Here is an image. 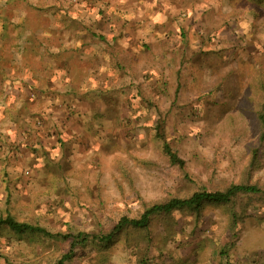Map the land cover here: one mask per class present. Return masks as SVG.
I'll list each match as a JSON object with an SVG mask.
<instances>
[{"label":"rangeland","instance_id":"rangeland-1","mask_svg":"<svg viewBox=\"0 0 264 264\" xmlns=\"http://www.w3.org/2000/svg\"><path fill=\"white\" fill-rule=\"evenodd\" d=\"M53 2L0 0V29L6 34L0 36V43L10 41L3 47L5 63L11 61L13 51L18 50L19 33L30 28L34 36L27 43L24 61L32 67L36 65L32 50H42L40 43L47 32L52 31L50 26L55 19L46 18L44 10ZM64 2L67 0H63V5ZM34 5L36 7H32ZM180 5V23L185 36H172L167 45L172 47L170 49L163 43H151V51L133 59V63L126 62L127 67L124 64L125 72L118 73V77L124 79L120 83L116 82L118 77L112 70L114 75L109 86H115L113 93L123 84L130 93L127 100L125 94L120 95L119 108L112 97L97 98L99 104H111L112 113L116 111L112 115L116 128H112L107 143L97 141L96 147L91 145L89 160L88 156L76 160L44 158L43 167L37 169L28 162L2 159L7 153L0 142V217L11 213L19 221L40 225L52 233H66L71 229L88 235L108 233L123 215L140 216L154 203L175 196L188 198L196 191L224 190L233 183L243 182L257 183L264 189L261 130L253 112L256 107L254 92L248 91L257 62L247 55L254 54L258 37L250 4L247 0H232L230 4L227 0H180ZM84 6L91 12L96 8L89 2ZM97 10L94 13H98ZM101 27L107 32L105 24ZM165 50L168 53H163ZM9 65L13 76L19 68L12 62ZM78 66L76 62V71ZM78 74L76 86L84 82V75ZM25 75L29 79L26 86L18 81L8 82L5 106L27 94L34 100V112L44 114L31 117L24 112L32 125L34 122L36 130L50 127L60 119L64 122L69 119V123L75 121L64 112L67 108L62 101L64 94L57 90H64L61 83L49 81L48 89L39 76H33V71L28 70ZM86 87L87 84H83L80 88L85 90ZM99 88L107 93L108 86ZM132 95L138 99L129 100ZM83 103V109L89 110L87 102ZM1 110L4 112V107ZM160 111L161 131L185 160L184 170L171 163L164 149L163 137L156 126ZM1 122L7 126L6 118ZM1 132L6 133L3 128ZM9 134L6 140L21 136L15 131ZM257 147H260L262 166L248 172ZM111 148L113 151L109 153ZM97 149L98 153H94ZM6 151H11L8 154L14 158V151ZM88 151L83 148L82 154ZM95 156L102 158L100 164L93 161ZM249 200L247 195L236 198L237 222L232 219L231 205H205L198 220L201 227L197 239L191 237V230L196 228V208L192 213L177 210L169 221L155 222L152 240L158 254L161 253L159 261L169 254L177 258L166 264H193L192 259L178 260L188 253L189 256L198 254L197 264H211L213 260L219 262L217 256L224 248L231 257L226 259L228 264H264V197L256 195L251 202ZM244 206L247 207L245 213ZM232 222L235 226H231ZM160 223L168 231L178 227L180 233L176 237L171 233L162 235ZM148 237L144 230L129 228L127 242L130 246L144 247L150 245ZM121 245H113L109 251L91 246L78 249L76 255L65 262L106 264L105 260H110L111 264H121L122 259L131 256L122 264H135L134 255ZM70 249L69 239L16 234L6 225L0 228V264H57Z\"/></svg>","mask_w":264,"mask_h":264},{"label":"trees","instance_id":"trees-1","mask_svg":"<svg viewBox=\"0 0 264 264\" xmlns=\"http://www.w3.org/2000/svg\"><path fill=\"white\" fill-rule=\"evenodd\" d=\"M54 2L49 5L48 8H45L44 12L45 17L48 18L51 16V19L54 20V24L50 27L52 30L51 32H47L45 40H42L40 43V48L42 50H32V54L35 58V66L32 67L29 63L24 61V53L27 50V43L31 42V37L34 36L32 30L30 28H26L25 30L19 33V45L17 44L16 47L18 50L13 51V58L8 63L3 61V56L5 55L4 52V45L6 43H10L8 40H4L3 43H0V120L2 121L6 118L11 124H27L30 126V121L24 117V111L34 109L33 103L34 100H31L29 96L25 98H16L13 100L12 104L9 106H5L4 104L8 100V82L15 83L18 81L20 85H28L29 79L25 75L28 70L31 72L33 71V76H39L41 82H45L46 87L49 89V80L48 78L54 74V72L58 73L61 70L65 71L66 74H72V70L76 71V62L81 57L83 47H79L77 44L79 40L90 38L92 40H97L95 43L92 41L90 44L86 41V45L84 47H90L88 50H92L93 47H96L97 52L96 56L100 57L107 53L108 58H110V53L108 51H103L104 47L102 44H110L111 42L109 39L99 31V24H101L102 19L98 17L96 14H91L90 12H85L84 8L81 6L82 0H67L64 2L63 0H53ZM60 2V4L57 3ZM232 0H227V3L230 4ZM250 4V13L254 17V27L258 30V37L256 38V47L254 54H251L252 60L257 62L256 65V73L254 74V79L250 83V87H248V91L254 92V97L256 101V107L253 110L255 113L256 119L260 125L261 130V137L260 147L264 150V0H247ZM61 5V6H60ZM68 5V6H67ZM36 7V5L32 6ZM58 7V8H57ZM79 11H82L78 13ZM103 9L100 8L101 14H103ZM258 19V20H257ZM27 21V19H26ZM16 26V24H15ZM21 26V22L19 23V27ZM4 28L7 29V24L4 23ZM9 28V27H8ZM37 37L39 36L38 33H35ZM185 36L184 33H182ZM0 36H6L5 33L2 32L0 29ZM75 39V40H74ZM12 49H15L11 44ZM244 49L246 47H243ZM105 52V53H104ZM68 54V55H67ZM123 54V53H122ZM83 55V53H82ZM12 62L16 64L19 68L18 71L12 76L10 74V70L12 67L9 65ZM73 67H72V66ZM15 68V67H14ZM70 78V77H69ZM47 80V81H46ZM65 83L69 88L68 99L72 101V105L76 108L80 107V102L88 99L91 102H97L95 99L97 96H100L99 92L92 90L88 96H84L82 98V94H80V86H76L75 83L72 82L71 78L69 81ZM124 85V84H123ZM115 88L114 93L116 95V99H114V103L117 104V107H121V99L120 95H126L124 97L127 100V88L124 86ZM78 87V88H76ZM109 88L108 90H111ZM118 90V91H117ZM127 91V92H126ZM130 93V92H129ZM113 96L114 94L108 93L104 95V99L109 98V96ZM249 94H247L248 96ZM138 99L136 95L130 96L129 100ZM33 102V103H32ZM7 104V103H6ZM4 107V112L1 110ZM98 113V112H97ZM95 114L93 120L95 122L101 121V119L106 118L103 114ZM24 117V119H23ZM162 112L160 111L158 114V122H157V130L158 133L163 137L164 140V149L169 156V159L172 164L180 166L183 170L186 168V162L182 159L176 149L173 148L171 143L166 139L164 136L163 131H161V121H162ZM1 121H0V132H1ZM3 133H0V142L3 141L4 143L7 140L3 139ZM257 147L254 149L253 159L248 168V172L257 169L258 167L262 166V162L260 161L261 156L258 153ZM258 165V166H257ZM264 189L259 186L257 183H250V182H243V183H233L228 188L224 190H217V191H196L190 197L181 198V197H172L166 199L164 201L156 202L150 207L146 208V210L140 216H129L123 215L112 227V229L108 233H89L86 232H79L75 233L72 229L69 232L62 233L56 232L52 233L44 227L40 225H33L29 224L25 221L17 220L11 213L7 214L6 216L0 217V228L3 225H6L9 229L14 231L16 234H37L43 235L45 237L51 238H65L71 241V249L68 253H66L62 258H60L57 264H66L65 261H70L75 255L78 249L86 248V247H97L99 249H104V251H109L110 247L113 245H117L122 243V247L124 250H128L131 252V255H134V263L135 264H166L167 262L172 263L175 261V256L167 255L164 259H158V248L154 246V231L153 226L155 222L161 221L165 222L166 220H170L169 218H173L172 214L175 211H189L191 212L195 208L198 209L196 212V225L193 230H191V237L197 239L198 234L200 232L199 228L201 227L198 220L201 217L202 210L205 205L209 203H218V204H226L231 205V209H233L232 219L233 221L237 222L238 219V212L236 211V198L239 195H247L250 197L249 202L251 199H254L256 195H262L264 197ZM245 208V209H244ZM247 211V207H243V213ZM192 213V212H191ZM251 214H248V216ZM245 215L242 216V218ZM235 223L232 222L231 226ZM179 226V222H178ZM235 226V225H234ZM141 229L148 233L150 245L142 247V245H128V229ZM237 229V228H236ZM159 230L161 234L165 235L166 233H171L172 237H176L180 230L177 228H173L171 230H167L164 228V224L160 223ZM182 231V230H181ZM183 232V231H182ZM235 234H237L235 232ZM180 244V243H179ZM180 247V246H179ZM131 250V251H129ZM163 254V253H162ZM168 257V258H167ZM187 257V258H185ZM198 254L195 256H189V254H185L184 257H179L178 260H194L193 264H197ZM220 258L219 262L217 260H213L211 264H228L229 260L231 259L229 252L227 249L222 248L221 253L217 256ZM131 259V256L127 259H122L121 264L125 261ZM231 261V260H230ZM106 264H111L110 260H105ZM183 264V262H182Z\"/></svg>","mask_w":264,"mask_h":264},{"label":"crops","instance_id":"crops-1","mask_svg":"<svg viewBox=\"0 0 264 264\" xmlns=\"http://www.w3.org/2000/svg\"><path fill=\"white\" fill-rule=\"evenodd\" d=\"M86 2L93 3L96 6L93 12H91L90 8L86 9V6H84ZM81 6L84 8L85 12L96 14L102 19L101 24H99V31L111 42L110 44H102L104 47L103 51H108L110 53V58H108V54L105 52L103 57L96 56V47H93L92 50H88L90 47H84L86 41L90 44L92 41L95 43L97 40H92L90 38L79 40L77 45L80 48L83 47L81 48L83 55L81 53V57L78 59V70L76 72L72 70V74H66L65 71L61 70L58 73L54 72V74L48 78L51 84L52 80H54L56 84L61 83L63 85L64 90H59V88H57V90L59 93L62 92V94H64L62 101H64V104L67 106V111L64 110V112L69 114L68 118L71 116L75 121L69 123L67 122L70 121L69 119L66 120V122L60 119L58 122H53L50 127H40V130L34 128L36 126L34 122H32L33 125L30 123L32 128L27 124L18 127L17 124H11L8 120L7 126L3 125L1 122V130L3 128L4 132H6L3 135V139L6 140L7 133L9 134L11 131H15L16 134L21 135L16 138L8 137V141L5 143L1 141L4 145V151L7 153V155L5 154V158H2L5 159V161H24L35 165L37 169H41L43 167V161H45L44 158H48L49 161L65 157L76 160L77 158L88 156L89 160L92 155V153H90V150H92L91 145L96 147L95 144L97 141L101 144L107 143L108 139H110L112 128H116L112 116L113 113L116 114V111L112 113V107L109 106L111 104H99L97 99L108 93L114 94L109 97L116 98L115 93H113L115 86L111 85L113 88L108 90L111 88L109 85L114 75L112 70L114 69V73L118 77V73L125 72L128 63H133L135 59L141 58L143 53L151 51V43H156L158 45L163 43L168 47L167 45L171 42L172 36L177 34L179 37V34L184 33L182 32L183 28L180 23V0H82ZM98 8L99 10H97ZM100 8L104 10L103 14L99 13ZM96 10L98 13H94ZM102 23L108 27V29H106L107 32L102 30ZM169 47L172 48L171 46ZM163 53L166 54L168 51L165 50ZM160 54H162V50ZM123 60L125 63L122 62ZM115 61L118 62L115 63ZM124 64L126 65L125 69ZM84 68H87V70L84 71ZM119 68H123L122 71H119ZM80 69H82V71H80ZM87 71L89 75H86ZM79 72L84 75L82 79L84 82L79 86L81 87L83 84L86 86L87 84L85 90L80 89L82 98H84V96L87 97L92 90L99 92L101 96L95 98L97 100L95 103L88 99L84 100L87 102L89 110L83 109L85 106L83 105V101L80 102V107L76 108L72 105V101L68 99L67 93L69 92V88L65 83H67L66 81H69L70 78L72 82L75 83L78 80L77 76ZM122 81H124V79L121 77L116 79L117 83ZM101 85L108 86L106 90L107 93L100 90L99 87ZM57 99H59V97H57ZM115 106L117 108V104ZM97 109L99 111H96ZM34 110L35 109H27L24 112L31 117L36 115L43 117V113H37L34 112ZM97 112L105 115L106 118L95 122L93 118ZM75 114H77V117ZM28 119L30 118L28 117L27 120ZM68 126H70V128ZM111 137H113L112 133ZM81 146H83L85 150H89V153L85 152L82 154L83 148ZM6 149L14 151V158H11L10 154H8V152L11 151H6ZM112 151L113 149L111 148L108 152L112 153ZM96 152L98 153V149L94 151V153ZM87 153L88 155H86ZM83 160L86 163L88 161L85 158ZM93 161L95 164H100L102 158L95 156ZM81 162L80 160V163Z\"/></svg>","mask_w":264,"mask_h":264}]
</instances>
